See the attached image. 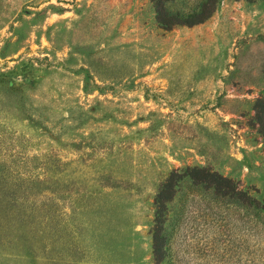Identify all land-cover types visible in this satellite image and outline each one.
Returning a JSON list of instances; mask_svg holds the SVG:
<instances>
[{"label": "rangeland", "instance_id": "rangeland-1", "mask_svg": "<svg viewBox=\"0 0 264 264\" xmlns=\"http://www.w3.org/2000/svg\"><path fill=\"white\" fill-rule=\"evenodd\" d=\"M155 2L0 0V264H264V0Z\"/></svg>", "mask_w": 264, "mask_h": 264}, {"label": "trees", "instance_id": "trees-1", "mask_svg": "<svg viewBox=\"0 0 264 264\" xmlns=\"http://www.w3.org/2000/svg\"><path fill=\"white\" fill-rule=\"evenodd\" d=\"M164 1L165 0H156L155 7H156V19L166 29H169L174 25H193L196 23H200L204 19H206L211 14L212 11L211 8L206 10V5L203 4L197 13L193 14L192 16L191 15L183 16L180 13L168 12L164 7ZM260 102L261 101H259V103ZM263 134H264V130H263ZM186 174L194 181L206 182L213 185L215 188H220L223 187L224 185L228 186L230 184V180L227 179L226 177H223L222 175L216 172L207 171L202 168H196V167L189 168ZM176 177H178L177 174L173 173L163 183L156 197L157 204L163 206V204L166 201L170 200L172 196L173 185L175 181H177Z\"/></svg>", "mask_w": 264, "mask_h": 264}]
</instances>
